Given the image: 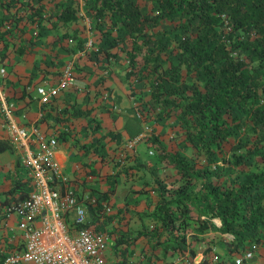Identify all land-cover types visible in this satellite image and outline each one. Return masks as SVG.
Masks as SVG:
<instances>
[{
	"label": "trees",
	"instance_id": "obj_1",
	"mask_svg": "<svg viewBox=\"0 0 264 264\" xmlns=\"http://www.w3.org/2000/svg\"><path fill=\"white\" fill-rule=\"evenodd\" d=\"M78 20L82 28L88 23L96 43L84 50L82 40L76 42L75 47L84 50L86 60L97 63L101 57L122 56L124 80L139 105L138 121L149 123L155 134L149 137L148 146L163 174L154 176L151 190L156 192V200L151 222L144 225L141 221L132 236L125 235L126 229H112L120 221L126 223L127 209L120 208L127 203L124 201L121 207H112L113 200L110 203L111 215L104 219L111 225L106 230L113 245L120 247L118 264H124L134 251H144L154 259L179 257L185 252V242L192 258L196 252L190 247L191 241L202 237L186 241L185 234L189 228L203 234L209 225L227 242L228 255L262 249L259 254L264 256V0H0V64L10 66L15 75L11 59L27 55L26 29H43L45 33ZM48 52L37 56H46L44 67L53 71L50 78L55 80L63 65L56 67L58 55L49 57ZM6 77L1 78L3 90L7 89L3 85H14L13 79ZM41 80L42 76L37 82ZM133 83L138 87H132ZM23 89L24 85L19 90L23 93ZM98 92L87 83L82 98L91 105ZM32 100L28 103L19 99L14 105L26 111ZM53 101L39 106V123H45L46 128L52 127L50 123L87 117L91 109L76 107L75 103L56 105ZM44 105L48 108H42ZM169 121L173 136L162 137L165 147L156 134L158 123L167 125ZM74 123L66 130L53 131L57 147L66 142L78 147L76 141L88 128L85 122L77 128ZM4 143L8 144L0 138L1 152ZM199 157L206 162L196 163ZM217 160L238 169L232 183L211 179V163ZM90 172L80 171L83 176ZM73 173L76 177L69 180L76 186L82 176ZM167 175L172 181H165ZM10 184L0 207L20 199L28 190V180L18 175ZM196 185L200 193L194 201L191 197ZM128 187L140 201L141 186L130 181ZM101 193L105 197L110 194L105 190ZM192 201L198 213L195 216L189 204ZM88 212L91 222L97 220L95 210ZM213 217L219 218V226L212 223ZM139 218L136 213L135 220ZM222 234H230L231 240ZM167 237L172 241L161 248L159 244ZM137 241L142 244L137 246ZM207 256L206 261H211V253ZM206 261L202 259L200 264Z\"/></svg>",
	"mask_w": 264,
	"mask_h": 264
},
{
	"label": "rangeland",
	"instance_id": "obj_2",
	"mask_svg": "<svg viewBox=\"0 0 264 264\" xmlns=\"http://www.w3.org/2000/svg\"><path fill=\"white\" fill-rule=\"evenodd\" d=\"M84 26L82 28L81 21L78 20L65 25H58L56 28L45 33L43 29H26L24 37L27 38V42L29 41V46L26 48L27 55L24 57L20 55L18 59H15V56L11 61L14 63L17 60L27 59L30 55L28 52L31 51L29 47L30 49L32 48L31 44L34 46L38 41H47L52 46L48 52L49 57L58 55L56 67L63 65L72 55H75L73 73L79 86L84 89L88 83L89 87H94L97 91L99 89L97 98L92 101V105L94 106L93 111L89 113L88 117H85V119L88 118L89 120L85 122V128H88V130L82 131L81 134L84 136L82 139L79 137V140L76 141L79 144L78 147H72L74 148L73 160L76 162L75 165H79L80 167L86 165L91 171L89 176H82L78 184L85 190H97L99 192L105 190L109 192L108 197L110 201H114L111 205L112 207L114 205H120L121 207L125 199H130L128 198V193H130L131 187L134 188L136 185L128 187V182L133 181L137 185H140V201L142 202L139 203V196L133 195L134 199L131 198L132 201L126 202L127 204L123 208H120L127 209L128 218L126 223L123 224L124 221H120L118 226L113 225L112 227L114 231H126L125 235L132 236L140 228L141 221L144 225H148L151 222L149 216L152 205L156 200V192L151 190L155 183L154 176L163 175L160 174L162 169L158 168L160 164L155 162L153 152L148 146L149 137L155 136V134H153L149 123H140L138 121L139 105L135 101V97L129 94L132 89L124 80L122 56L117 54L105 60L101 57L97 63L86 60L83 53L84 50L95 47L96 43L92 40L88 23H85ZM78 39L82 40L84 50L75 47ZM45 57L43 54L33 60V72L27 76L31 81H37L39 78L37 77L38 74L47 75L49 79L50 74L53 73L51 70H46L48 66L44 67ZM54 66L51 68H54ZM40 71H43V73H40ZM3 76L0 77V83L2 81L1 78L4 79L5 77L7 79L10 77L14 81L13 86L3 85L8 89H5L6 91L1 89L0 86L5 99L8 100L6 97H9L8 102L13 101L17 104L19 99H23V101L28 100V103L29 100H32L30 92L23 89L22 93L19 90L23 83H19L21 80L12 74L10 66L5 67V74ZM138 85L133 83L132 87H138ZM137 92L138 89H136ZM73 93L75 97L69 103L82 104L85 102L82 98V93L74 91ZM104 96H106V100L103 99ZM34 101L32 100V102ZM76 125L77 127L79 126L78 124ZM170 126L172 127L171 121L167 125L164 122L158 123L159 132L156 135L159 137V143L165 147L168 146L162 140V137H165L164 135H167L169 138L173 136ZM54 130L59 131L58 129ZM4 148V151H0V199H3L5 191L10 188L11 179H14L17 175L22 179H26L25 177L27 176L26 169L18 161V157L11 144L4 143ZM196 161L199 164L206 162L203 157L197 158ZM125 167H127V170L123 172L122 169ZM211 168L212 170L214 169L211 179L213 181L220 180L221 183H226L227 181L232 183L238 172V169L222 165L218 160L215 163H211ZM70 169V165L65 163V166L61 170L68 175ZM151 169L153 172L150 171ZM165 181H172V177L167 175ZM79 185H76L77 191L81 188ZM192 190L193 197H191V200L196 201L200 193L199 185H196ZM194 201L189 202V204L191 206V213L195 216L198 213L195 206L192 205ZM136 213H139L141 218L135 220ZM4 221L0 217L1 225H3ZM11 223L10 220H7L8 225ZM3 230L4 235H6V229ZM188 230L185 234L186 241L191 240L193 236L202 237V240L191 241L190 244V247L196 252L195 261H198L200 257V259H205L206 261L209 258L207 255L211 253L212 259L211 261L207 260V263L209 261V264H219L222 260L225 264H232L231 261L234 255H228L225 247V243L227 242L219 236V233H215V230L210 225L203 234H198L195 230H191V228ZM0 234H2V231ZM189 234L191 235L188 236ZM225 239L227 238L225 237ZM163 240L164 242L159 244L161 248L166 242L170 243L172 241L171 237ZM137 242V246L142 244L141 241ZM183 246L184 251L188 250L186 242ZM260 251L262 249L251 250V258L243 264H264V256L259 254Z\"/></svg>",
	"mask_w": 264,
	"mask_h": 264
},
{
	"label": "built area",
	"instance_id": "obj_3",
	"mask_svg": "<svg viewBox=\"0 0 264 264\" xmlns=\"http://www.w3.org/2000/svg\"><path fill=\"white\" fill-rule=\"evenodd\" d=\"M74 57L63 64L60 75L52 83L48 79L39 82L30 79L28 83L25 80L24 89L32 99L44 104L66 89L82 93L73 73ZM4 74L5 67L1 65L0 77ZM36 113L29 120L25 111L16 108L13 101L8 102L0 89V138L11 144L28 180L23 197L0 207V217L5 220L2 227L7 233L5 243L11 245L7 252H0V264H118L120 247L113 245L106 230L111 225L104 219L111 212L109 197L97 190L75 191L76 186L54 160L57 134L44 130L39 123L41 112ZM88 208L95 210L94 222ZM11 217L14 220L8 225ZM211 221L215 226L220 225L218 217ZM224 236L231 240L230 234ZM136 252L128 255L124 264H200L202 260L200 257L195 261V256L190 258L186 251L179 257L164 260L154 259V255L144 251ZM250 258L251 251L247 249L235 254L231 263L243 264Z\"/></svg>",
	"mask_w": 264,
	"mask_h": 264
},
{
	"label": "crops",
	"instance_id": "obj_4",
	"mask_svg": "<svg viewBox=\"0 0 264 264\" xmlns=\"http://www.w3.org/2000/svg\"><path fill=\"white\" fill-rule=\"evenodd\" d=\"M47 32H49V31H47ZM51 48H52V46H51V44L49 42H47V41L46 42H44V41L43 42L38 41L31 48V51L29 53L30 55H29V57L27 59L17 60V62H15L13 64L12 71L15 73V75L17 76V78H19L21 80V81H19V83L21 82V83L24 84L25 81H23V80H26V78H28L27 77L28 74H31L33 72V64H32V62L37 57V55L39 53H44V52L47 53ZM41 76H42V79L43 80L44 79L45 80L48 79L47 75H41V74H38L37 75V77H41ZM33 78L35 79L36 77H33ZM49 79L51 80L52 77L51 78L49 77ZM49 79H48V81L50 83V80ZM55 80L53 79L51 81L54 82ZM74 97H75V95L73 93V89H66V90H63L58 95L57 98H55V100L53 101L52 104L59 105V104H62L64 102L65 103H69ZM40 105L41 104H39L38 101H34V102L30 103L27 106L28 109L25 111V113H26L25 114V117L28 118L29 120H33L36 117V114H37L36 111L39 110V106ZM76 107H84L85 109H87V108L90 107L91 108L90 111H89V113H90L91 111H93L92 109H93L94 106L92 104L91 105H88L87 103L84 102L82 104H76ZM42 108L47 109L48 108V105H44ZM88 115H87V117H88ZM86 121H89L88 118L85 119V117L80 116L79 118H76V121H75V119L70 118V119H68L67 122H64V123H60L62 121H60L58 123H55V122L54 123H50V124H52L53 129H52L51 125H50V127L46 128L45 123H41V124H42V126L48 132H53L54 129H58L59 131H63V130L68 129L70 127L69 124L71 122L72 123L76 122L74 124H75V128H77V125L76 124H78L79 126H81ZM124 125L126 126V124H124ZM47 126H49V125H47ZM67 135H69V134H67ZM80 138L82 139V137H80ZM73 150H74V148H72L66 142V144H64V143L59 144V146L56 148L55 153H54V160L56 161V163L59 165V167L61 169L65 166V163H68L70 165V167H71L70 172H68V175L66 174L68 176V178H74V177H76V174L73 173L75 171H77L79 175L83 176V173H80V171L83 172V170L86 171V170L90 169L86 165H84L82 167H80L79 165H75L76 162L73 160V154H74L73 153ZM84 177H86V176H84ZM79 180L80 179H78L75 182V183H77V185H79L78 184L79 183ZM79 187L83 188L81 185H79ZM133 195L137 196L136 193L135 194L130 193L128 195V198H130V199H125L124 201L125 202L132 201L131 198L134 199V196ZM0 211H1V208H0ZM8 220H10V222H11L14 219H13V217H11V219L8 218ZM3 225H4V223H3ZM3 229H5V227L4 226L2 227V225L0 223V232L2 231V234H0V252H2V251L3 252L4 251L7 252V250H9V248L11 247V245L8 244V243H5V240H6L5 236L6 235H4V230ZM215 233H217V232L215 231ZM222 235H224V234H222Z\"/></svg>",
	"mask_w": 264,
	"mask_h": 264
}]
</instances>
